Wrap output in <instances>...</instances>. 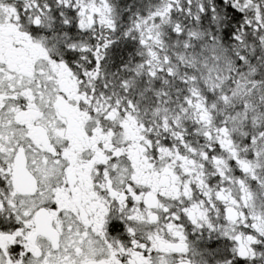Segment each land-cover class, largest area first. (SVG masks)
I'll return each mask as SVG.
<instances>
[{"label":"snow or ice","instance_id":"snow-or-ice-1","mask_svg":"<svg viewBox=\"0 0 264 264\" xmlns=\"http://www.w3.org/2000/svg\"><path fill=\"white\" fill-rule=\"evenodd\" d=\"M0 264H264V0H0Z\"/></svg>","mask_w":264,"mask_h":264}]
</instances>
